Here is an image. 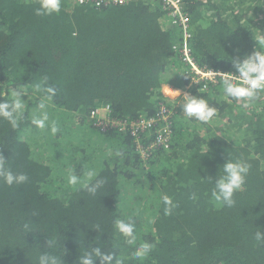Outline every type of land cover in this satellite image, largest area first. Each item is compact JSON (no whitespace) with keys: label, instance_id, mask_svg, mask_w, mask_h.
<instances>
[{"label":"trees","instance_id":"1","mask_svg":"<svg viewBox=\"0 0 264 264\" xmlns=\"http://www.w3.org/2000/svg\"><path fill=\"white\" fill-rule=\"evenodd\" d=\"M185 2L199 65L235 74L232 60L261 47L264 0ZM38 6V0H0V102L21 87L28 92L17 129L0 118V154L29 178L12 186L0 179V264H37L44 252L77 264L95 247L130 257L144 241L154 245L149 255L125 264H264V245L254 239L257 228L264 230V92L245 109L225 96L222 83L193 88L189 95L206 99L217 114L207 123L188 118L182 97L161 92L165 82L187 86L189 76L174 48L180 33L163 27L158 1L95 8L61 0L60 12L46 16L34 14ZM45 77L57 89L47 108L60 126L56 136L31 124L41 96L35 86ZM162 103L174 109L171 145L152 148L147 158L129 132H103L90 119L106 104L113 118L153 117ZM225 120L241 134L232 136ZM229 158L250 165L232 208L212 199L209 180ZM69 166L77 175L95 168L106 182L92 196L67 183ZM126 186L134 195L127 212L121 209ZM163 195L176 205L171 215L164 214ZM117 218L135 221V245L116 231ZM52 238L57 244L49 249Z\"/></svg>","mask_w":264,"mask_h":264},{"label":"clouds","instance_id":"2","mask_svg":"<svg viewBox=\"0 0 264 264\" xmlns=\"http://www.w3.org/2000/svg\"><path fill=\"white\" fill-rule=\"evenodd\" d=\"M38 2L39 6L34 9L36 16L52 15L59 13L61 10V0H38ZM232 66L235 69V74L222 73L224 75L222 81L223 92L228 98L237 102L243 101L242 106L247 109L250 106L249 101L257 99L259 94L264 92V41L261 42V47L254 50L251 54L244 56L242 59L240 57L233 59ZM46 82L47 78L45 77L43 85L37 84L35 86V91L40 93L41 96L38 103L39 114L33 115L31 124L39 130H46L52 136H56L60 132V126L55 119H50L47 108L54 101L57 89L54 86L47 85ZM161 92L164 95L163 85ZM27 95V90L21 87L11 93L12 99L10 101L0 102V118L6 120L13 129H17L20 126V122L24 119L26 101L22 100L21 97ZM166 98L172 100L168 96ZM182 110L186 117H194L204 123L209 122L217 114V108L210 106L206 99L189 94H184ZM116 155L119 156L121 153L116 152ZM222 169L223 173L217 176L214 182L209 178L214 185L211 190V197L219 205L232 208L236 203L233 198L234 194L243 190L250 165L243 159L233 160L229 158ZM97 177L98 173L95 168H83L82 173L77 175L75 167L69 166L67 183L73 187L80 185L90 195L95 196L106 182L104 179ZM0 179H3L8 186H12L26 183L29 178L24 173H14L6 166V159L0 154ZM192 198H196L195 194H193ZM162 201L165 206L164 214L171 215L176 207L172 198L168 195H163ZM114 227L124 237L127 245L136 244L138 237L134 220L131 218H117L114 220ZM23 228L26 232H31V227L28 223H25ZM257 229L254 239L257 244L264 245V230ZM96 230L99 231V226H97ZM56 244L55 238L46 240V247L49 249L54 248ZM153 247V244L144 241L131 252L130 257L122 258H118L115 251H104L100 247H95L91 248V250H85L84 254L78 257L77 264H96L97 259L99 264H125V259L143 260L149 255ZM37 264H64V259L51 252H44L39 255Z\"/></svg>","mask_w":264,"mask_h":264},{"label":"built area","instance_id":"3","mask_svg":"<svg viewBox=\"0 0 264 264\" xmlns=\"http://www.w3.org/2000/svg\"><path fill=\"white\" fill-rule=\"evenodd\" d=\"M81 5H90L95 8H107L112 6H124L133 2L146 0H74ZM161 5L163 12V27L169 29H177L180 33L179 44L174 48L180 55V59L189 76V84L183 88H177L180 92L184 103V94L196 88L198 91H208L211 85H219L222 83L224 74L221 70H213L199 65L191 47L193 39L191 17L187 12L185 0H156ZM164 93V92H163ZM167 97V94L164 93ZM178 97V98H179ZM172 100H175L172 99ZM174 109L173 107L162 103L157 114L153 117L140 116L137 119L129 118H113L111 116L110 105H102L91 111V119L94 126L103 132L116 129L119 132H129L138 150L141 151L142 157L147 158L149 150L155 147H163L169 149L172 141L174 126ZM153 135V142L146 147L142 142L146 143L148 136ZM144 140V141H142ZM151 141V140H150ZM149 141V142H150Z\"/></svg>","mask_w":264,"mask_h":264},{"label":"rangeland","instance_id":"4","mask_svg":"<svg viewBox=\"0 0 264 264\" xmlns=\"http://www.w3.org/2000/svg\"><path fill=\"white\" fill-rule=\"evenodd\" d=\"M259 9H261V7H259ZM252 16V14L251 13H247L246 15H245V18H250ZM263 19V18H262ZM259 24H261V23H259ZM260 31H264V29H259ZM175 99H177V98H175ZM228 126V130L229 131H231L232 132V136H234L235 134H234V131H232V130H230V127H232V125H234V123H231V122H229V121H227V120H225L224 121ZM238 127V126H237ZM241 134V132H239L238 134H236L235 136H238V135H240ZM135 189H137V188H134V190ZM139 189V188H138ZM139 194H142V193H139ZM124 195H125V198H124V200H123V207H121V209H122V211H126L127 209H128V206L129 205H132V204H134V200L133 199H131V198H129V197H131V196H134L133 195V193L131 192V189H130V187L129 186H126L125 187V192H124ZM130 208H131V206H129ZM127 212V211H126Z\"/></svg>","mask_w":264,"mask_h":264},{"label":"crops","instance_id":"5","mask_svg":"<svg viewBox=\"0 0 264 264\" xmlns=\"http://www.w3.org/2000/svg\"><path fill=\"white\" fill-rule=\"evenodd\" d=\"M163 92L171 99L178 98L180 95H182L176 87H174L172 84H169L168 82H165L163 85Z\"/></svg>","mask_w":264,"mask_h":264}]
</instances>
